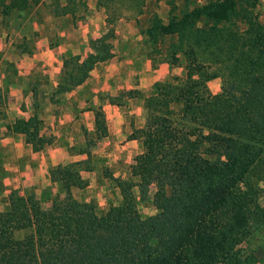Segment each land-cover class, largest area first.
<instances>
[{
  "label": "trees",
  "instance_id": "16d2710c",
  "mask_svg": "<svg viewBox=\"0 0 264 264\" xmlns=\"http://www.w3.org/2000/svg\"><path fill=\"white\" fill-rule=\"evenodd\" d=\"M40 1L0 0V13L29 11ZM77 4L87 6L83 0H66L56 3L53 12L76 19ZM169 4L167 21L151 16L140 33L152 44L176 37L166 60L174 64L180 53L185 71L156 82L153 94L144 98L145 125L129 135L141 140L143 151L130 164L129 179L110 177L121 201L100 211L71 193L87 184L73 166L51 168V179L64 194H56L48 207L34 192L9 194L7 208L0 211V264L256 263L243 244L264 223V32L245 31L242 39L216 28L233 19L235 0H206L180 14L174 13V2ZM239 20L246 27L259 24L246 15ZM198 22L212 27H198ZM113 38L111 29L90 41L88 57L65 58L55 94L81 84L95 63L109 58ZM241 39V51L229 55L235 77L212 93L207 81L215 76L211 62L218 59L206 51L221 54L226 44L232 47ZM252 49L258 54L250 56ZM40 126L41 120L31 117L9 128L24 133L39 150L52 141L39 136ZM95 126L97 137L107 133L100 109L95 110ZM134 187L142 195L153 188V215H141Z\"/></svg>",
  "mask_w": 264,
  "mask_h": 264
},
{
  "label": "crops",
  "instance_id": "0c3cea01",
  "mask_svg": "<svg viewBox=\"0 0 264 264\" xmlns=\"http://www.w3.org/2000/svg\"><path fill=\"white\" fill-rule=\"evenodd\" d=\"M83 23L58 31L55 43L47 31L21 35L19 43L0 39V211L7 208L12 191L34 192L42 207L56 194L63 195L61 184L50 176L56 166H73L86 180L85 187L71 189L74 197L77 191L86 201L104 196L108 204L119 192L110 177L128 178V166L143 151L141 140L129 135L145 125L144 98L168 77L171 67L151 57L137 31L115 28L111 56L95 63L81 84L55 94L65 58L88 57L93 52L89 42L105 32L103 10L91 6ZM124 43L130 44L129 50L122 49ZM96 109L107 128L100 138ZM31 117L41 120L39 136L52 137L39 150L24 133L9 128L17 119Z\"/></svg>",
  "mask_w": 264,
  "mask_h": 264
},
{
  "label": "rangeland",
  "instance_id": "374dc122",
  "mask_svg": "<svg viewBox=\"0 0 264 264\" xmlns=\"http://www.w3.org/2000/svg\"><path fill=\"white\" fill-rule=\"evenodd\" d=\"M75 1L77 2L78 0ZM83 1L87 3V6L84 8L80 4L76 5V19H73L69 14L64 16L54 14L53 8L55 7L56 3L59 2L60 4H65L66 0H41L37 6L29 11L12 10L7 16H3L0 13V39L3 43H5V41H13V43H19L22 40L21 35H23L24 37H27V35L35 36V34L38 32L44 33V31H47L51 34V43H55L56 41L60 40L58 31L64 29L67 26H71V24L75 23L76 21L78 22V24H84L83 20L89 14L90 7L94 6L95 8H100L101 10H103V13L105 14V32L111 29L114 30L115 28L124 29L126 27H130L133 29L132 31H137L139 33L143 42L144 49H148L150 51V55L153 59L163 57L165 59L163 62L168 63L167 60H169V58L172 56L171 45H173L174 43H178L177 38L173 36L160 37L156 40V42L152 44L145 35L140 33V30L146 28L149 22V18L154 15L161 17L163 21L166 22L171 6L169 2H174L175 5H177V9L174 11V13L180 14L181 11H189L193 6L202 4L206 0ZM235 1L236 13L233 16V19L228 23L217 25L216 28L226 35L231 32L237 33L241 38L247 35L245 31H250L253 34L254 32H256L257 34L264 32V0ZM98 3H100L101 5L99 6ZM244 15L251 17L252 21H254L255 23H259L260 25L257 24L246 27L239 20V18ZM136 19H138V23L140 26L137 25ZM197 26L203 28L212 27L211 23H209L208 26H205L202 22H198ZM5 33L7 34L5 35ZM256 33L254 35H256ZM242 39L240 42L234 43L232 47H230V44H226V48L224 46V50L221 54L216 50L206 51L205 55L207 57L210 56L213 58L215 55H217L216 59H218L215 62H211V72L215 76L207 81V86L212 93L220 92L225 80H228L233 75H235V73L231 74L232 69H230V65L232 62L231 58L229 59V55H231V57H235V55L241 51L240 44L242 42ZM29 41L30 43L32 42L31 39H29ZM122 49L129 50L130 44H122ZM159 50L161 51V55H159L158 53ZM256 50L252 49L250 56L257 55L258 53L256 52ZM175 57L177 59L176 63H168L171 67V71L168 77L170 75L182 76L183 72L185 71V57L180 53L175 55ZM173 112L174 114H179L180 108L174 107ZM128 172H130V165L128 166ZM129 177L126 179H129ZM109 180L114 184V186H116L115 182L112 179ZM152 192L153 188H151L147 194L142 195L138 187L133 188V194L137 200L138 210L143 217L153 215L156 212L155 207L152 203ZM78 193L79 191L76 192L77 197H75L79 200H83V196L79 195ZM111 197H113L112 194ZM103 198L104 196H100L99 199L96 198V196H93L88 200V202L95 203L100 211H105L111 205H117L121 201L120 191L118 192V195L108 204L106 201H104ZM261 201L264 202V198H262ZM243 246H245V249H247V251H249L254 257H256L255 264H264V223L257 224V226H255V229L251 233L247 242L243 244Z\"/></svg>",
  "mask_w": 264,
  "mask_h": 264
}]
</instances>
